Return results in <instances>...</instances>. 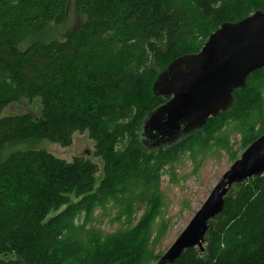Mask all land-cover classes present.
Returning a JSON list of instances; mask_svg holds the SVG:
<instances>
[{
  "label": "trees",
  "instance_id": "obj_1",
  "mask_svg": "<svg viewBox=\"0 0 264 264\" xmlns=\"http://www.w3.org/2000/svg\"><path fill=\"white\" fill-rule=\"evenodd\" d=\"M70 8L82 19L56 35ZM257 9L264 0H0V264L151 259L161 173L207 144L209 126L236 121L244 148L264 132V68L246 77L226 110L158 150L138 136L144 115L165 101L152 82L222 22ZM35 98L37 113L2 114L10 102ZM74 132L94 142L102 175L87 157L28 147L41 139L65 147ZM109 200L119 202L114 220L126 224L141 209L132 228L92 233L87 246L66 232L81 211L92 216ZM169 264H264V172L232 184L204 249L188 247Z\"/></svg>",
  "mask_w": 264,
  "mask_h": 264
},
{
  "label": "water",
  "instance_id": "obj_2",
  "mask_svg": "<svg viewBox=\"0 0 264 264\" xmlns=\"http://www.w3.org/2000/svg\"><path fill=\"white\" fill-rule=\"evenodd\" d=\"M264 68V10L222 22L196 52L172 59L156 75L151 91L165 101L144 115L138 129L149 150L171 146L226 110L246 77ZM264 172V132L251 141L195 210L154 264H169L188 247L204 249L208 222L218 215L234 183ZM118 264V263H113Z\"/></svg>",
  "mask_w": 264,
  "mask_h": 264
},
{
  "label": "rangeland",
  "instance_id": "obj_3",
  "mask_svg": "<svg viewBox=\"0 0 264 264\" xmlns=\"http://www.w3.org/2000/svg\"><path fill=\"white\" fill-rule=\"evenodd\" d=\"M82 18L70 8L64 24L56 32L77 24ZM39 101L23 99L8 103L2 111L3 115L16 114L25 111H39ZM212 132L210 141L201 146L193 145L191 150H185L178 156L173 167L166 166L160 176L159 193L160 213L155 218L152 226V237H157L151 245V259L145 264H154L162 252L171 244L175 237L184 228L195 210L200 206L209 194L213 185L221 177L228 166L239 157L244 149L241 132L237 129L236 121H226L218 128L209 126L206 130ZM34 149H45L56 157L71 160L74 156H84L98 165V176L102 175L103 161L93 154L94 142L86 132H74L72 142L68 146L47 139L35 140L28 144ZM26 145H15L16 149L28 148ZM13 148V149H14ZM14 149V150H16ZM119 202L107 201L103 208L96 209L92 216H87L81 211L69 225L67 233L77 237L87 246V239L92 233L109 234L118 229L133 227L141 215V209L133 212L132 218L127 224L123 220H114ZM127 229V228H126ZM159 255V256H158ZM158 256V257H157Z\"/></svg>",
  "mask_w": 264,
  "mask_h": 264
}]
</instances>
